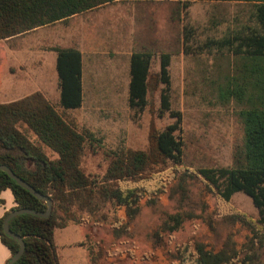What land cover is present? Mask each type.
<instances>
[{
	"label": "trees",
	"instance_id": "obj_1",
	"mask_svg": "<svg viewBox=\"0 0 264 264\" xmlns=\"http://www.w3.org/2000/svg\"><path fill=\"white\" fill-rule=\"evenodd\" d=\"M129 1L169 2L171 23H179L190 4H207L206 24L200 27V34L191 25L182 26L174 40L175 48L178 53H185L192 48L191 44L198 53L211 55L214 63L222 60V66L213 70L212 78L208 75L204 80L209 85L207 89L216 91L220 101L239 105L237 117L242 138L234 149L232 166L180 172L183 144L175 135L177 128L167 126L161 131L150 128L144 151L131 150L119 143L108 154L110 160L101 177L85 175L80 167L85 149L94 148L98 142L88 129H78L65 119L68 111L82 105V54L75 47H52L58 106L62 111L58 112L39 92L0 103V165L8 167L52 202L47 218L19 215L9 221L10 231L25 243L24 253L14 264H59L56 230L70 224L81 225L87 217L98 214L105 221L108 217L104 212L108 209L116 215L113 236L127 235L143 205L153 209L164 196L173 198L178 191L183 195L186 186L197 182L201 184L203 198L215 194L227 202L234 194L243 193L257 210L258 219L253 222L239 213L225 216L226 223L245 231L241 240L230 234L217 250L196 241L191 250L176 252L178 264H264L261 260L264 252V0H0V41L66 23L74 16L109 4ZM228 3L239 8L234 16L230 15ZM227 23L226 30L220 34V27ZM134 53L130 61L127 107L141 112L148 106L150 55ZM169 59V54L161 56V111L170 110ZM166 170L170 174L159 186L158 174ZM4 190H10L16 204L0 218V241L10 252L7 264L19 245L4 235V218L18 209L45 212L46 204L0 171V194ZM183 219L167 215L152 233L154 239L177 230ZM208 223L212 231L214 225Z\"/></svg>",
	"mask_w": 264,
	"mask_h": 264
},
{
	"label": "rangeland",
	"instance_id": "obj_2",
	"mask_svg": "<svg viewBox=\"0 0 264 264\" xmlns=\"http://www.w3.org/2000/svg\"><path fill=\"white\" fill-rule=\"evenodd\" d=\"M226 5L230 15L234 16L239 8L234 3ZM138 7L149 14L150 28L155 29V34L170 43L182 26L191 25L200 34L209 11L207 4L192 3L179 23H171L169 2H116L78 15L66 23L0 41V103L40 92L61 112L55 54L50 48L72 45L84 57L85 91L81 107L68 111L65 119L78 129H88L98 142L94 148L85 149L80 165L85 175L101 177L110 160L108 154L119 143L131 150L144 151L148 147L150 128L161 131L167 126L177 128L175 135L183 144L180 172L185 169L195 171L199 167H231L234 149L242 138L237 117L239 105L224 103L217 98L216 91L207 89L209 85L204 77L212 78L213 70L222 66V60L214 63L211 55L198 53L196 46L189 44L192 47L189 51L172 55L169 111L160 110V90H149L148 106L141 112L127 107L124 91L113 92L109 99L95 101L91 97L92 92L87 86L91 70L89 53H95L97 66L103 71L120 69L123 76L124 62L120 57L129 54L137 27H143L136 18ZM229 23L220 27V34ZM167 51H170L169 47ZM158 64L156 61L153 71H158ZM46 152L54 157L48 149ZM169 174L170 170L158 174L159 186ZM200 188L199 182L186 186L183 195L178 191L173 198L164 196L153 209L143 205L130 233L119 238L112 234L116 215L111 209L104 212L108 217L105 221L99 219L98 214L87 217L81 225L70 224L56 230L59 264H178L176 252L191 250L196 241L217 250L230 234L241 240L245 231L226 223L224 218L239 213L257 221V210L250 198L243 193L234 194L227 202L215 194L203 198ZM78 215L86 217L85 214ZM167 215L185 218L177 230L162 234L159 242L152 233ZM208 222L214 225L212 231ZM261 260L264 263V252Z\"/></svg>",
	"mask_w": 264,
	"mask_h": 264
},
{
	"label": "crops",
	"instance_id": "obj_3",
	"mask_svg": "<svg viewBox=\"0 0 264 264\" xmlns=\"http://www.w3.org/2000/svg\"><path fill=\"white\" fill-rule=\"evenodd\" d=\"M138 11H139V14L137 15L136 18L140 21V23H142L141 26H143V27H141V28H139L140 26L137 27V32H136L135 36H133L132 47H131L129 54L126 55L125 57H120L122 59V61L124 62V66H123L124 67V74H123V76H122V73L120 72V69H115V70H112L110 72L106 71V70L103 71L101 67L97 66L95 53L94 52L89 53V55H90L89 56V61H90L89 67L91 70L89 72L87 86L89 88V91L92 92L91 97L95 101H97L98 99H102V98L109 99V97L112 96V93L115 91H121V92L124 91V97H125V100L127 101L128 89H129V84H130V61H131L133 54H135L134 52H136L138 54L141 53V54H149L150 55V59H149L150 68H149L148 76H147V84L150 86H148L147 89H149V90L150 89L151 90H161L163 88V85L159 79V72L161 69V61H162L161 56L165 55V54H169V56H170L169 64L167 66L168 75H169V79H170L169 66H170L171 58H172V55L178 54V50L175 48V41L173 40V42L170 43L166 40H163L158 34H155V29L150 28L152 21L150 20L149 14H147L146 11H143V8H141V7H138ZM77 16H74V17H77ZM74 17H72V18H74ZM72 18H70V19H72ZM57 24H59V23H55V24L50 25V26L38 28L32 32H36L37 30L45 29V28H48V27H51V26H54ZM29 33H31V32H29ZM170 45H172V46H170ZM55 46H58L61 48L74 47L72 45H68V46L55 45ZM55 46H52V47H55ZM168 47H169L170 51H167ZM75 48H77V47H75ZM133 49L135 51H133ZM81 54H82V52H81ZM179 54H182V52H179ZM55 60H56V58H55ZM156 61H158V63H159L158 64V71H153V67H154V64H156ZM55 71H56V69H55ZM56 77H57V74H56ZM84 77H85L84 57L82 54V59H81L82 98L84 96L83 92L85 91ZM170 83H171V79H170ZM56 86H57V80H56ZM57 89H58V87H57ZM102 92H104L103 95H102ZM94 106H96V104ZM0 198L3 202L2 204H0V218H2V217H4V215L7 212H9L12 208H14L16 206V204L14 202V199H13V196H12L10 190L2 191L0 194ZM9 257H10V252L0 241V264H5L6 261L9 259Z\"/></svg>",
	"mask_w": 264,
	"mask_h": 264
},
{
	"label": "water",
	"instance_id": "obj_4",
	"mask_svg": "<svg viewBox=\"0 0 264 264\" xmlns=\"http://www.w3.org/2000/svg\"><path fill=\"white\" fill-rule=\"evenodd\" d=\"M0 171L4 172L7 174V176L15 182L18 186L29 192L33 197H35L37 200L42 201L46 204V211L45 212H38L30 209H18V210H13L11 211L3 220L2 224V230L4 235L7 237L15 240L18 245L19 249L17 252L10 258L9 262L7 264H14L24 253L25 251V243L23 242L22 238L19 237L18 235L14 234L13 232L10 231L8 227L9 221L19 215H32L35 217H40V218H47L49 217L52 209V202L48 197H45L41 194H39L37 191H35L30 185H28L26 182H24L22 179L17 177L8 167L4 165H0Z\"/></svg>",
	"mask_w": 264,
	"mask_h": 264
}]
</instances>
